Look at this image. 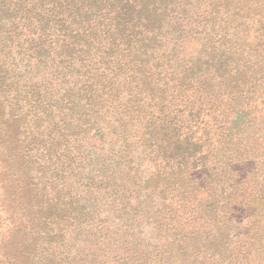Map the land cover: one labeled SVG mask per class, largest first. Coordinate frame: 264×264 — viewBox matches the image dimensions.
Listing matches in <instances>:
<instances>
[{"label":"trees","instance_id":"trees-1","mask_svg":"<svg viewBox=\"0 0 264 264\" xmlns=\"http://www.w3.org/2000/svg\"><path fill=\"white\" fill-rule=\"evenodd\" d=\"M0 210V264H264V0H0Z\"/></svg>","mask_w":264,"mask_h":264},{"label":"rangeland","instance_id":"rangeland-1","mask_svg":"<svg viewBox=\"0 0 264 264\" xmlns=\"http://www.w3.org/2000/svg\"><path fill=\"white\" fill-rule=\"evenodd\" d=\"M3 216V212L0 210V217ZM0 231L3 229L1 227L4 226V219H0ZM1 233V232H0ZM0 251L2 252V250L0 249ZM0 263H1V260H0Z\"/></svg>","mask_w":264,"mask_h":264}]
</instances>
